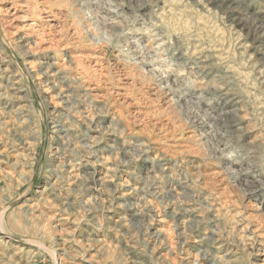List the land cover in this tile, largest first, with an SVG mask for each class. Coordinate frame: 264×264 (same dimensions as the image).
<instances>
[{"label":"rangeland","instance_id":"rangeland-1","mask_svg":"<svg viewBox=\"0 0 264 264\" xmlns=\"http://www.w3.org/2000/svg\"><path fill=\"white\" fill-rule=\"evenodd\" d=\"M227 1L0 0V264H264V0Z\"/></svg>","mask_w":264,"mask_h":264},{"label":"bare ground","instance_id":"bare-ground-1","mask_svg":"<svg viewBox=\"0 0 264 264\" xmlns=\"http://www.w3.org/2000/svg\"><path fill=\"white\" fill-rule=\"evenodd\" d=\"M230 1H233V0H228L227 2H230ZM227 2H225V3H227ZM224 3V4H225ZM223 7H224V5H223ZM257 14H258V16L256 17V18H254L253 19V21L255 22L254 24L256 25V28H258V29H260V31H262L263 33H264V10L263 9H259L258 11H257ZM257 29V30H258ZM20 40V39H19ZM15 44V43H14ZM18 44V43H17ZM21 44V43H20ZM20 47V46H19ZM29 64V63H28ZM89 71V70H88ZM94 71V70H93ZM119 71V70H118ZM82 72V71H81ZM86 73V72H85ZM90 73H92V71L90 72ZM100 75H101V73H99ZM80 76H82L81 75V73H80ZM84 76H85V74H84ZM88 76V75H87ZM98 76H96V78H97ZM113 77V76H112ZM94 81V80H93ZM1 231V230H0ZM65 241V240H64ZM64 250V249H63ZM19 253V252H18ZM49 254V253H48ZM13 255H16V253H13ZM18 255V254H17ZM51 257V256H50ZM54 258V257H53ZM17 261V260H16ZM14 263H16V264H18V262H15L14 261ZM20 264V263H19ZM27 264V263H26Z\"/></svg>","mask_w":264,"mask_h":264}]
</instances>
